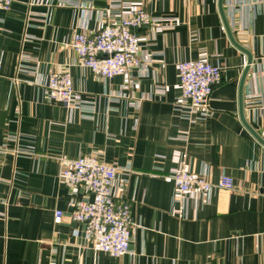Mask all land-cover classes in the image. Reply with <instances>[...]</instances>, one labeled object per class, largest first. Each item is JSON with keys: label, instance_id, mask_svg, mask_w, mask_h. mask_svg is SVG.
<instances>
[{"label": "crops", "instance_id": "1", "mask_svg": "<svg viewBox=\"0 0 264 264\" xmlns=\"http://www.w3.org/2000/svg\"><path fill=\"white\" fill-rule=\"evenodd\" d=\"M69 1L78 5L18 0L0 9V145L8 147L0 151V196L9 201L0 205V264H264V145L240 117L248 56L231 42L219 0ZM138 8L176 21L159 32L138 30L145 73L106 80L75 64L74 33H93ZM224 8L253 56L244 114L264 138V0H224ZM23 53L34 71L18 70ZM185 59L222 67L212 114L194 121L176 110L177 63ZM66 69L75 88L95 100L93 118L46 99L48 76ZM17 137L34 153H16ZM84 154L132 165L129 183L116 189L139 225L132 254L96 251L72 220L77 192L61 182L60 158ZM184 162L212 182L229 175L235 187L214 188L209 199L192 190L179 201L163 175ZM57 210L65 212L61 224Z\"/></svg>", "mask_w": 264, "mask_h": 264}, {"label": "built area", "instance_id": "2", "mask_svg": "<svg viewBox=\"0 0 264 264\" xmlns=\"http://www.w3.org/2000/svg\"><path fill=\"white\" fill-rule=\"evenodd\" d=\"M17 1L0 0V9L8 10ZM45 3L78 5V2L69 0H45ZM175 24L176 21L172 19L155 17L142 8L130 9L121 17L107 21L98 31L74 33L70 46L77 55L75 64L90 68L95 75L106 80L123 75L131 81L135 70L145 73L148 69V63L140 56L142 45L138 30L149 27L159 32ZM26 36L28 39L31 35ZM26 60H30V57L21 54L18 70L34 71L36 67L25 65ZM177 68L181 95L176 110L192 121L211 115V96L222 81V67L202 59H185L178 61ZM43 86L47 100L62 102L73 111L79 110L84 118L94 117L95 100L75 88L70 70L51 73ZM146 98L142 96L140 101ZM139 104H135L137 109L140 108ZM18 141L19 137L14 148L16 153H34L31 146H21ZM7 149L6 145H0V151ZM133 172L131 163L121 167L116 162H105L97 154L60 158L59 178L64 185L77 192L70 201L72 220L83 224V233L93 242L96 251L113 256L134 253L135 229L139 225L132 216L131 204L117 198L116 193L117 188L122 189L129 183ZM163 176L174 182L176 199L179 201L192 190L209 199L214 188L235 187L231 176L223 174L217 182H212L206 173L193 171L187 162ZM1 204L8 206V199L0 196ZM5 214L6 211L0 210V215ZM64 215L62 210L55 211V223L61 224ZM78 232L74 230L76 235Z\"/></svg>", "mask_w": 264, "mask_h": 264}, {"label": "water", "instance_id": "3", "mask_svg": "<svg viewBox=\"0 0 264 264\" xmlns=\"http://www.w3.org/2000/svg\"><path fill=\"white\" fill-rule=\"evenodd\" d=\"M219 9H220V13L227 31V34L231 40V42L238 47L241 51L245 52L248 56V63L245 67V70L243 72L242 78H241V83H240V91H239V101H240V117L241 120L243 121V123L245 124V126L249 129V131L254 135V137L261 143L264 145V138L258 133V131L256 129H254V127L246 120L245 118V114H244V92H243V85H244V81L245 78L247 76V73L249 71V68L253 62V56L251 54V52L244 47L243 45H241L235 38L230 22L227 18L226 12H225V8H224V0H219Z\"/></svg>", "mask_w": 264, "mask_h": 264}]
</instances>
